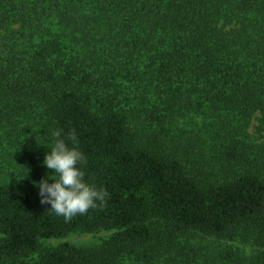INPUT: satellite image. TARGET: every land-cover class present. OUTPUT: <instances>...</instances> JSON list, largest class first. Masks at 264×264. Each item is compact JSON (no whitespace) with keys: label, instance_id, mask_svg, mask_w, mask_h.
<instances>
[{"label":"trees","instance_id":"obj_1","mask_svg":"<svg viewBox=\"0 0 264 264\" xmlns=\"http://www.w3.org/2000/svg\"><path fill=\"white\" fill-rule=\"evenodd\" d=\"M257 114L264 137V0H0V264H217L197 237L264 264ZM54 129L108 193L71 219L36 183Z\"/></svg>","mask_w":264,"mask_h":264},{"label":"clouds","instance_id":"obj_2","mask_svg":"<svg viewBox=\"0 0 264 264\" xmlns=\"http://www.w3.org/2000/svg\"><path fill=\"white\" fill-rule=\"evenodd\" d=\"M50 136V145L40 144L50 148L43 164L53 171L36 183L40 189L41 202L50 204V209L57 215L71 219L102 204L108 193L106 189L86 180L83 168L86 154L76 145L75 131L64 133L63 129H54Z\"/></svg>","mask_w":264,"mask_h":264},{"label":"rangeland","instance_id":"obj_3","mask_svg":"<svg viewBox=\"0 0 264 264\" xmlns=\"http://www.w3.org/2000/svg\"><path fill=\"white\" fill-rule=\"evenodd\" d=\"M260 115L257 114L250 128V133L253 135V139L257 143L264 141V137H260L256 133V127H258V120ZM264 136V135H263ZM112 232H99V233H76L71 234L62 239H52L45 241L48 245H58L62 243H71L78 246H96L100 244L104 239L108 238ZM196 242L201 246L205 251L204 253L209 257L213 258L218 264H222V258L225 254H228L230 251L237 252L243 260L247 261L250 264L252 257L256 253V248L249 246L242 241L238 240H218L216 238L203 237L196 239ZM218 260V262L216 261Z\"/></svg>","mask_w":264,"mask_h":264}]
</instances>
